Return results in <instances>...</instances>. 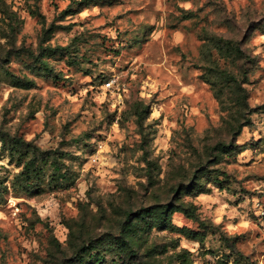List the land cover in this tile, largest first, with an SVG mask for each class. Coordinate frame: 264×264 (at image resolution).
Listing matches in <instances>:
<instances>
[{
    "label": "rangeland",
    "instance_id": "obj_1",
    "mask_svg": "<svg viewBox=\"0 0 264 264\" xmlns=\"http://www.w3.org/2000/svg\"><path fill=\"white\" fill-rule=\"evenodd\" d=\"M0 264H264V0H0Z\"/></svg>",
    "mask_w": 264,
    "mask_h": 264
},
{
    "label": "trees",
    "instance_id": "obj_2",
    "mask_svg": "<svg viewBox=\"0 0 264 264\" xmlns=\"http://www.w3.org/2000/svg\"><path fill=\"white\" fill-rule=\"evenodd\" d=\"M223 73H226V72H223ZM227 75V77H229L230 79H231V75L230 74H226ZM14 140H16L19 144H21V142H24L22 139H18V138H15ZM215 180H216V183H218V184H220L223 180H219V178H215ZM174 211H176V210H174ZM167 212V209H162L161 210V212H160V216H159V218L162 220V221H164L163 220V218H162V216L164 215V213H166ZM143 217H145V216H143Z\"/></svg>",
    "mask_w": 264,
    "mask_h": 264
}]
</instances>
